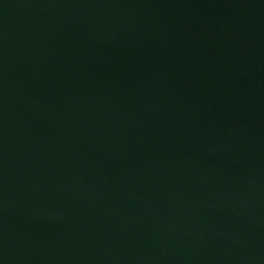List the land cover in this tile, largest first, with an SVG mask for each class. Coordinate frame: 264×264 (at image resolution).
Instances as JSON below:
<instances>
[{"label": "water", "instance_id": "obj_1", "mask_svg": "<svg viewBox=\"0 0 264 264\" xmlns=\"http://www.w3.org/2000/svg\"><path fill=\"white\" fill-rule=\"evenodd\" d=\"M0 264H264V0H0Z\"/></svg>", "mask_w": 264, "mask_h": 264}]
</instances>
